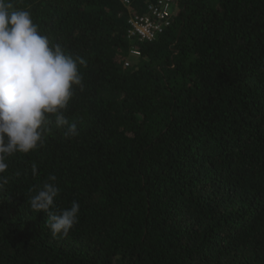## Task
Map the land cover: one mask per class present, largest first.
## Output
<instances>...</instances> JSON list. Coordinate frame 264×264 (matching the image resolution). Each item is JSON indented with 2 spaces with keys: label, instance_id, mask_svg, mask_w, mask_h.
<instances>
[{
  "label": "trees",
  "instance_id": "trees-1",
  "mask_svg": "<svg viewBox=\"0 0 264 264\" xmlns=\"http://www.w3.org/2000/svg\"><path fill=\"white\" fill-rule=\"evenodd\" d=\"M174 1L130 43L156 0H10L86 65L78 135L53 123L0 174V264H264V0ZM52 175L54 210L80 205L67 237L28 203Z\"/></svg>",
  "mask_w": 264,
  "mask_h": 264
},
{
  "label": "clouds",
  "instance_id": "clouds-1",
  "mask_svg": "<svg viewBox=\"0 0 264 264\" xmlns=\"http://www.w3.org/2000/svg\"><path fill=\"white\" fill-rule=\"evenodd\" d=\"M78 65L86 61L67 54L60 43L52 44L29 11L0 0V174L8 168V157L42 146L53 123L64 129L65 138L78 135L64 114L75 88L83 90ZM32 172L36 174L35 165ZM56 179L50 176L28 203L35 213L46 214L54 237H67L78 222L80 205L54 210L60 192Z\"/></svg>",
  "mask_w": 264,
  "mask_h": 264
},
{
  "label": "built area",
  "instance_id": "built-area-1",
  "mask_svg": "<svg viewBox=\"0 0 264 264\" xmlns=\"http://www.w3.org/2000/svg\"><path fill=\"white\" fill-rule=\"evenodd\" d=\"M176 8L174 0H156L155 4L148 5L145 15L133 16L129 19L128 41L130 43L153 41L169 26ZM129 55L134 58L139 57V53L134 47H130ZM127 66L128 63L125 64V67Z\"/></svg>",
  "mask_w": 264,
  "mask_h": 264
},
{
  "label": "rangeland",
  "instance_id": "rangeland-1",
  "mask_svg": "<svg viewBox=\"0 0 264 264\" xmlns=\"http://www.w3.org/2000/svg\"><path fill=\"white\" fill-rule=\"evenodd\" d=\"M138 62V58H134L130 56V59H128V64H136Z\"/></svg>",
  "mask_w": 264,
  "mask_h": 264
}]
</instances>
